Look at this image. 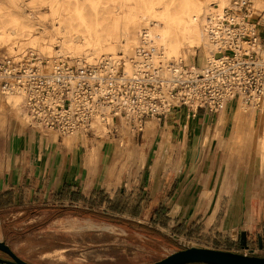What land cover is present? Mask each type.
<instances>
[{
  "label": "crops",
  "instance_id": "crops-1",
  "mask_svg": "<svg viewBox=\"0 0 264 264\" xmlns=\"http://www.w3.org/2000/svg\"><path fill=\"white\" fill-rule=\"evenodd\" d=\"M234 106L195 115L173 108L138 139L137 146H145L139 164L137 146L124 164L120 136L80 137L69 144L66 135L55 138L1 111L0 241L13 248L12 234L38 228L40 223L27 224L40 206L54 207L49 221L64 217L57 211L102 206L128 220L116 228L146 236L159 248L190 241L264 256V145L231 144L228 116ZM243 230L248 248L240 243Z\"/></svg>",
  "mask_w": 264,
  "mask_h": 264
},
{
  "label": "built area",
  "instance_id": "built-area-1",
  "mask_svg": "<svg viewBox=\"0 0 264 264\" xmlns=\"http://www.w3.org/2000/svg\"><path fill=\"white\" fill-rule=\"evenodd\" d=\"M250 2L229 8L213 33L216 47L204 66L193 67L169 58L155 62L146 54L133 70L109 57L91 62L63 57L48 65L37 51H0V89L19 93L31 125L61 135L79 132L107 137L123 124L143 132L154 118H165L173 108L190 115L199 109L214 113L240 100L264 110V11H250ZM182 248L192 246L180 241Z\"/></svg>",
  "mask_w": 264,
  "mask_h": 264
},
{
  "label": "bare ground",
  "instance_id": "bare-ground-1",
  "mask_svg": "<svg viewBox=\"0 0 264 264\" xmlns=\"http://www.w3.org/2000/svg\"><path fill=\"white\" fill-rule=\"evenodd\" d=\"M41 1L48 4L54 19V35L62 41L61 48L55 52L56 54L72 53V56L77 57L82 52L87 55L102 54L99 59L109 57L116 62L120 61L118 57L124 58L123 63L127 72L133 70V61L140 63L146 54L152 56L155 62L166 61L169 58L180 61L187 55H192L195 59L199 50L203 63H207L216 49L213 33L221 26L225 12L232 2V0H178V2L158 0L159 5H155L156 0H135V3H144V6H136L132 3L134 0H117L114 2L115 10L110 15H105L102 10L99 11L100 0H92L91 4L96 12L94 17L89 19L83 14L79 2L74 4L71 0ZM243 1L237 0L234 6L238 7L236 5ZM1 2L3 1L0 0V44L13 50L16 46L23 47L22 40L29 39V43L38 45L41 53H48L51 56L54 49L44 43L41 37L33 34L36 12L26 8L27 5L21 0H5V5ZM74 18L80 23L79 28H75ZM77 38L81 39L82 45L77 44ZM118 49L122 50V55H113ZM5 95L3 102L19 107L22 105V96L19 93ZM246 104L243 100L239 102L235 128L232 130L233 141L246 138L252 140L259 134L258 125L264 120L262 110L260 122H253V118L246 113L248 111ZM22 108L24 110L23 105ZM24 113L27 114L26 111ZM97 127L102 131L105 129L99 123H96ZM154 127L156 124L150 121L146 130ZM165 141L162 140V146L165 145ZM261 145H264V142L260 141Z\"/></svg>",
  "mask_w": 264,
  "mask_h": 264
},
{
  "label": "rangeland",
  "instance_id": "rangeland-1",
  "mask_svg": "<svg viewBox=\"0 0 264 264\" xmlns=\"http://www.w3.org/2000/svg\"><path fill=\"white\" fill-rule=\"evenodd\" d=\"M2 1L3 2L1 3H3V5L7 2H5V0ZM71 1L74 4L77 2L81 4L83 14L86 17L89 19L94 17L96 11L92 7V0ZM115 1L117 0H100L99 7L101 9L99 8V11L102 10V13L105 15H110L115 10ZM21 2L27 5L26 8H31L36 12L33 20V34L41 37L44 43L50 45L54 49V53L51 54V56H49L48 53H41L38 45L29 43V39L22 40L24 41V45L22 44L23 47L16 46L13 50H9L7 46L0 44V51L13 54L18 51L31 49L42 55L46 59L49 66L53 64L54 60L59 58L77 57L72 56V53H55L61 48L60 45L62 41L59 37L54 35V19L46 2L41 0H21ZM176 2H178V0H176ZM234 2H237V0H232L230 3L231 5H229L227 9L240 8L244 3L250 2V11L258 14H261L264 11V0H244L241 2L242 4L240 3L236 5L238 7L234 6L236 4ZM132 3L136 6H144V3H135V0ZM155 5H159L158 0H156ZM74 19L76 20L77 18ZM75 22V28H79L80 23H78L77 20ZM22 41H20V44ZM76 41L77 44H83L79 38H77ZM121 51V49H118L116 54L113 55L120 56L122 55ZM100 56L94 55V53L87 55L82 52L78 57H86L87 60L95 62L100 58ZM118 58L120 61L125 62L124 58ZM129 58L130 57H128L127 60H129ZM182 59L185 63L195 67L198 65L204 66L206 64L203 63V58L200 56L199 50L195 59L192 55H187V57H182ZM5 97L6 95L0 89V112L5 111L13 117L20 119L25 124H31L29 116L24 113L25 111L22 108L23 104L21 103L22 105L19 107L14 104L3 102L5 101ZM246 105V108L248 109L246 113L248 116L253 118V122H260V114L262 112L259 113V111L252 104L247 103ZM238 107L240 106L235 105L228 116V119L233 124L232 130L235 128L236 111L239 110ZM221 110L223 111V109ZM149 121H153L156 125L159 124L158 118H154ZM258 126L259 134L257 136L254 135L255 137H253L252 140L250 138H246L245 140L233 141L231 139L233 135L231 132V144L244 147L246 142L249 141V145L257 148L258 145L260 146V141L264 139L262 136L264 135V120ZM244 129L245 127L242 130ZM143 131L148 133L150 130L147 131L146 128H144ZM94 132L99 135L101 139L107 137V130L102 131L100 127L94 128ZM48 133L53 134L55 138L61 135L57 131H50ZM142 133L143 132L139 133L138 130H131L125 126L118 129L116 135L120 136L121 140L119 143H122L126 150L125 154L127 157L124 160V164L130 161L133 153L131 148L133 146H137L138 139H142ZM66 136L68 137L69 144L78 140L80 137H85L86 139L89 138L82 132ZM112 138L114 139V136H112ZM137 147L139 148V146ZM144 147L145 146L143 145L141 149L139 148V150H136V154L138 155L137 164L144 161ZM94 150L95 148L92 150V155H94ZM36 209L38 210L36 211L35 217H33L35 221H32L27 225L30 226L40 223L39 227L28 230L24 236L19 235L22 233L21 231H16L17 234H12L11 238H9V242L12 244L14 251L28 261L43 264H145L159 260L182 248L180 245H170L165 249L159 248L156 243L152 242L150 238L146 236L137 235L134 231L123 232L114 225L125 223L127 226L128 220L120 219V215H118L115 210L108 207L102 208V206H90L88 210H84L83 212H81V207L69 208L75 210L65 209L62 212L57 211L55 214L59 215L63 213L65 215L64 217H60L54 221H49L51 217H55L53 216V206H40ZM0 258L7 259L8 256L4 252L0 251Z\"/></svg>",
  "mask_w": 264,
  "mask_h": 264
},
{
  "label": "water",
  "instance_id": "water-1",
  "mask_svg": "<svg viewBox=\"0 0 264 264\" xmlns=\"http://www.w3.org/2000/svg\"><path fill=\"white\" fill-rule=\"evenodd\" d=\"M237 232H232V237ZM240 243L243 248H248L247 231L240 233ZM0 251L7 254L8 258H0V264H43L28 261L18 255L14 249L5 241H0ZM264 264V256L249 255L247 253L234 252L209 247L187 246L178 249L171 254L145 264Z\"/></svg>",
  "mask_w": 264,
  "mask_h": 264
},
{
  "label": "trees",
  "instance_id": "trees-1",
  "mask_svg": "<svg viewBox=\"0 0 264 264\" xmlns=\"http://www.w3.org/2000/svg\"><path fill=\"white\" fill-rule=\"evenodd\" d=\"M191 264H195V263H191ZM205 264V263H204Z\"/></svg>",
  "mask_w": 264,
  "mask_h": 264
}]
</instances>
